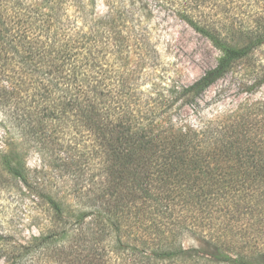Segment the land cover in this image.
<instances>
[{"label": "trees", "instance_id": "16d2710c", "mask_svg": "<svg viewBox=\"0 0 264 264\" xmlns=\"http://www.w3.org/2000/svg\"><path fill=\"white\" fill-rule=\"evenodd\" d=\"M94 1L0 0V117L45 169L30 177L7 159V171L46 215L37 236L0 242L3 264H264L259 231L233 228L247 213L264 223V125L179 128L174 117L241 68L264 83V17L239 44L206 11L220 0H159L220 53L190 85L168 86L153 81L135 3L104 0L96 17ZM184 235L200 248H184Z\"/></svg>", "mask_w": 264, "mask_h": 264}, {"label": "rangeland", "instance_id": "374dc122", "mask_svg": "<svg viewBox=\"0 0 264 264\" xmlns=\"http://www.w3.org/2000/svg\"><path fill=\"white\" fill-rule=\"evenodd\" d=\"M33 1L39 5L46 3V0ZM132 1L135 3V13L141 18L147 38L157 55L155 65L159 70L156 73L159 77L153 78L154 75L148 73L144 76V87H150L152 78L153 81L161 80L168 86H188L216 64L219 51L182 20L170 3L159 0ZM91 8L96 17L107 13L104 0H95ZM69 11L73 13L74 9L70 8ZM206 11L228 41H239L240 44L246 41L243 35L246 29L256 28V21L263 19L264 0H220L216 6L209 4ZM254 57L257 65L260 62L264 64V44L255 50ZM251 73V69L241 68L216 82L199 98L197 106H185L176 111V126L200 129L216 123L241 121L249 122L255 132H261L264 125V83L258 84L259 78L254 84V78L257 77ZM246 87H251V90L245 92ZM1 119L0 117V242L9 245L24 243L37 236L45 229L46 215L44 204L34 195L35 190H28L19 179L8 173L7 159L19 161V171L23 173L26 169L30 177H42L43 173L39 172L41 168L45 169L34 150L13 145L20 140L14 134L9 138ZM249 215L247 213L234 217L236 222L233 228L251 234L259 231V235L255 236L260 244L264 241V223L251 225L256 221L250 219ZM181 245L186 249L201 246L191 235H184ZM0 264H3L1 258ZM201 264L213 263L204 261Z\"/></svg>", "mask_w": 264, "mask_h": 264}]
</instances>
